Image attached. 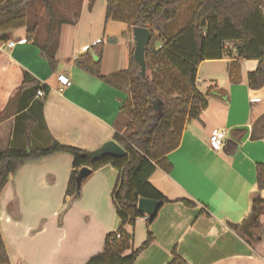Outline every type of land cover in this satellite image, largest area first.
<instances>
[{"label": "crops", "instance_id": "crops-1", "mask_svg": "<svg viewBox=\"0 0 264 264\" xmlns=\"http://www.w3.org/2000/svg\"><path fill=\"white\" fill-rule=\"evenodd\" d=\"M92 9L87 6L89 13ZM80 15L58 29L54 71L34 37L9 46L10 41L29 36L25 29L0 35V151L57 142L90 153L112 141L115 133H123L127 120L119 109L125 91L76 68L74 58L102 41L101 74L126 70L134 47L132 27L106 22L105 13L103 21L95 22H83ZM231 61H204L198 67V92L216 88L220 96L210 97L198 118L186 120L178 148L166 157L171 172L157 169L150 177V184L169 203L157 211L149 228L154 241L134 264H168L173 250L187 264H264V215L254 246L227 227L249 214L256 194L255 166L264 163V138L249 139L253 121L264 114V87L247 86V75L257 62L242 60L240 81L231 83L227 72ZM25 74L30 76L27 85L46 88L43 98H36L31 86L21 90ZM61 74L71 80L64 89L56 81ZM244 126L249 131L243 143L245 132L234 130L222 151L209 146L214 130L228 134ZM72 162L68 154L27 162L1 191L0 232L9 264H86L119 228L112 202L118 172L111 166L94 172L72 200L65 195ZM257 195L264 200V191ZM178 200H188L194 207ZM140 223L145 225L138 220L132 231L133 249L146 239V226Z\"/></svg>", "mask_w": 264, "mask_h": 264}, {"label": "trees", "instance_id": "trees-1", "mask_svg": "<svg viewBox=\"0 0 264 264\" xmlns=\"http://www.w3.org/2000/svg\"><path fill=\"white\" fill-rule=\"evenodd\" d=\"M74 1L78 0H0V35L25 29L32 41L35 38L34 42L54 71L58 29L70 20L71 14L76 18L80 13L81 6L72 9ZM91 3L92 0L90 8ZM37 5L45 14L39 22L30 18ZM184 8L186 12L182 14ZM110 20L149 30L150 40L145 50L148 80L141 78L134 48L130 51L126 70L102 75V41L78 57L75 66L125 91L126 98L119 113L125 116L126 125L122 134H114L112 141L125 151L126 156L89 162V152L57 142L43 148L17 149L10 146L0 151V193L25 163L59 154H68L73 160L65 190V195L72 200L79 197L81 186L77 188L76 178L81 169L90 171L82 183L106 166L118 172L112 202L120 221L119 228L106 237L103 251L86 264H134L153 243L149 228L156 215L145 222V241L136 249L132 247L133 228L144 217L137 211L138 200L157 201L160 207L169 203L149 179L157 169L166 174L171 172L172 165L166 157L178 148L186 120L198 118L207 107V100L220 96L221 91L216 88L205 94L196 89L197 71L202 62L232 59L228 64V78L231 83H239L240 62L256 61L255 71L247 75V86L250 90L264 87V0H106L105 21ZM29 77L24 75L21 90L31 86L26 84ZM31 87L35 94L38 90H46L38 84ZM263 138L264 114L253 121L249 139ZM255 177L256 194L252 197L249 214L239 224H227L250 245L261 236L264 200L257 194L264 191V163L256 164ZM177 202L188 208L194 207L188 200ZM126 228L131 231L128 233ZM117 233H120L119 240L116 239ZM171 255L172 260L168 264H187L175 250ZM0 264H9L1 232Z\"/></svg>", "mask_w": 264, "mask_h": 264}, {"label": "water", "instance_id": "water-1", "mask_svg": "<svg viewBox=\"0 0 264 264\" xmlns=\"http://www.w3.org/2000/svg\"><path fill=\"white\" fill-rule=\"evenodd\" d=\"M150 40V33L147 28H132V41L134 43V59L136 63L140 66L141 78L147 81L149 74L147 72V67L145 63V50L147 48L148 42ZM234 130L244 131L241 142L243 143L248 137V127H236L230 130L227 137L230 138L231 132ZM126 156L125 151L119 147L114 141H109L103 144L101 147L88 155L89 162H96L102 158H123ZM90 171L87 168L81 169L76 178L77 188L81 186L82 180L89 175ZM160 207V203L153 200L139 199L137 204V211L148 216L149 219H153L157 214Z\"/></svg>", "mask_w": 264, "mask_h": 264}, {"label": "rangeland", "instance_id": "rangeland-1", "mask_svg": "<svg viewBox=\"0 0 264 264\" xmlns=\"http://www.w3.org/2000/svg\"><path fill=\"white\" fill-rule=\"evenodd\" d=\"M78 1H80V0H78ZM78 1L72 2L71 5H72V9H73V7L77 8V7L81 6L80 13H79V15L81 14L80 15L81 21L85 22V20H86L87 22H90V21L95 22V21H97V19H98V21L99 20L103 21L105 9H106V5H105L106 0H92V3H91L92 6L91 7L93 8L92 9L93 11L91 13H89L87 11V6H89V2L91 0H81V2H80L81 4H79ZM185 10H186V8L183 9L182 14H185V12H186ZM81 11H82V13H81ZM72 17H73V15L71 14L69 19H72ZM89 17H90V19H89ZM30 18L32 19V21H37V22H39V20L45 18V14H43V11H42L40 5L39 6L37 5L31 11ZM96 24H97V22H96ZM198 78L201 79L200 77H198ZM140 224H141L140 226H145L143 223H140ZM255 244L256 243L251 242L252 246H254Z\"/></svg>", "mask_w": 264, "mask_h": 264}, {"label": "built area", "instance_id": "built-area-1", "mask_svg": "<svg viewBox=\"0 0 264 264\" xmlns=\"http://www.w3.org/2000/svg\"><path fill=\"white\" fill-rule=\"evenodd\" d=\"M28 41H32V38L30 36H27L24 39H20L17 41H10L8 44L10 47L15 46L17 43H26ZM77 60V58H74V62ZM56 81L58 83L59 86L62 87V89L67 88L71 85V80L69 78L68 75L66 74H61L58 75L56 78ZM45 96L44 92L42 90H38L35 94L36 98H43ZM227 140V133L225 130L222 129H217L214 130L211 135L209 136L208 139V144L209 146L214 149L216 152H220L222 151L223 147H224V143ZM148 216L144 215L143 218L139 219L142 220L143 222H146L148 220ZM116 239L119 240L120 239V233L116 234Z\"/></svg>", "mask_w": 264, "mask_h": 264}]
</instances>
